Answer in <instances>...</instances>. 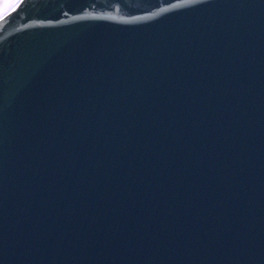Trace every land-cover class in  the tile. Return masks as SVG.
<instances>
[{
	"label": "water",
	"instance_id": "1",
	"mask_svg": "<svg viewBox=\"0 0 264 264\" xmlns=\"http://www.w3.org/2000/svg\"><path fill=\"white\" fill-rule=\"evenodd\" d=\"M0 264H264V0L1 16Z\"/></svg>",
	"mask_w": 264,
	"mask_h": 264
},
{
	"label": "rangeland",
	"instance_id": "2",
	"mask_svg": "<svg viewBox=\"0 0 264 264\" xmlns=\"http://www.w3.org/2000/svg\"><path fill=\"white\" fill-rule=\"evenodd\" d=\"M20 0H0V17L13 9Z\"/></svg>",
	"mask_w": 264,
	"mask_h": 264
}]
</instances>
